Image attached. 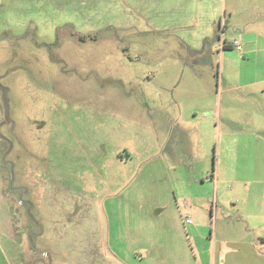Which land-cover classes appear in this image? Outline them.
I'll return each instance as SVG.
<instances>
[{
	"label": "rangeland",
	"instance_id": "1",
	"mask_svg": "<svg viewBox=\"0 0 264 264\" xmlns=\"http://www.w3.org/2000/svg\"><path fill=\"white\" fill-rule=\"evenodd\" d=\"M142 3L0 0V264L114 259L99 247L108 235L80 227L85 197L176 198L183 226L207 221V238L189 246L196 264L216 259L215 227L218 235L252 227L244 214L255 211L264 183L240 188L236 180L253 172L235 165L250 163L252 146L264 143V111L251 102L226 111L222 90L233 79L222 80L217 50L210 59L192 53L196 20L186 9L178 21L167 7ZM251 6L263 9L264 0ZM215 20L218 48L225 15ZM116 179L133 185L109 194L94 187ZM192 196L200 202L193 210L183 205Z\"/></svg>",
	"mask_w": 264,
	"mask_h": 264
},
{
	"label": "crops",
	"instance_id": "2",
	"mask_svg": "<svg viewBox=\"0 0 264 264\" xmlns=\"http://www.w3.org/2000/svg\"><path fill=\"white\" fill-rule=\"evenodd\" d=\"M142 1L144 4L140 6H155L158 13L167 7V10L178 15L175 17L178 21L180 11L186 9L188 14L196 20L193 27L198 31L199 40L194 44L192 53H204V58L210 59V55L217 50L222 59V80L229 76L233 79V82L225 84L222 90L225 98L224 100L221 98V102L223 101L224 106L226 105V111L232 114L235 105L243 106L249 102L256 105L257 110L255 106L254 108L258 114L264 111V23L261 26L255 23L258 19L264 20V8L251 6L253 0ZM223 14L225 26L222 29L223 35L219 39L220 47L216 48L213 46L212 26L216 27L215 18ZM177 25L178 22L175 27ZM187 28H192V24ZM235 43L241 46V50H237ZM234 52H239L235 59L231 58ZM225 63L228 66H225ZM202 102L207 103V100L201 98L195 105L198 107ZM200 110L202 109L194 110V116L190 118L196 124ZM204 110L205 115L208 109ZM206 116L204 118L207 121L212 120L211 117ZM228 118L229 116H226V119ZM190 125L197 127L194 123ZM197 131L199 132V129ZM209 134L214 135L213 132ZM221 134V126H219V139ZM190 135L188 133L189 138ZM262 143L263 141L259 138L256 145L252 146L250 163H245V166L239 165L240 167L235 165L236 171L251 169L253 172L250 180L247 178L248 174H246L247 177L245 176L247 179L236 180L240 188H249L251 183L256 186L264 183V143ZM212 177L216 180L215 174ZM100 184L94 185L99 188L98 192L109 194L112 189L132 186L133 182L127 179H116L100 182ZM141 184L143 187L148 186L145 180ZM196 197H188L189 205L188 202H183V205L189 206L192 210L195 207L199 208L200 202H197L199 198ZM98 199L96 201V197H93L88 200L85 197L83 202L81 201L79 211L82 214V220L79 224L86 230L94 228L108 235L105 243L101 242L103 244L99 247L105 245L114 252V259L95 261L92 264H196L195 259L190 255L189 246L196 244L197 239L207 238V221L204 216L198 225H193L192 222L190 225L193 226H190L186 220V226H183L179 220L181 209L177 199L175 198L174 204H170L161 194L153 195L149 201L143 203H133L129 196ZM241 200L248 201L249 193L241 197ZM145 203L147 205L142 206ZM201 207L205 209L204 206ZM253 208L255 211L250 210L251 212L247 211L244 214V222H250L252 227L240 229L239 235L234 230L228 229L218 235L217 227L213 233L211 232L209 240L213 258H216L212 264H264V197L260 198ZM166 211L169 212L166 213ZM201 211L206 213V210ZM211 214H213L212 210ZM214 214L217 219L218 206ZM166 216H170L171 220ZM252 235L255 238L251 239ZM225 246L227 249H224Z\"/></svg>",
	"mask_w": 264,
	"mask_h": 264
},
{
	"label": "built area",
	"instance_id": "3",
	"mask_svg": "<svg viewBox=\"0 0 264 264\" xmlns=\"http://www.w3.org/2000/svg\"><path fill=\"white\" fill-rule=\"evenodd\" d=\"M235 45H236L237 50H241V46H240L238 43H235ZM187 223H188V224H191L192 221L189 219V220L187 221Z\"/></svg>",
	"mask_w": 264,
	"mask_h": 264
}]
</instances>
